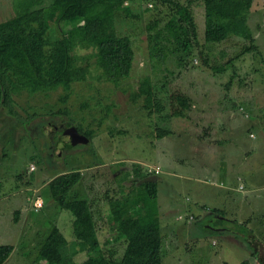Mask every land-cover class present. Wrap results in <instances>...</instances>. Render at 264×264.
<instances>
[{
    "label": "rangeland",
    "instance_id": "1",
    "mask_svg": "<svg viewBox=\"0 0 264 264\" xmlns=\"http://www.w3.org/2000/svg\"><path fill=\"white\" fill-rule=\"evenodd\" d=\"M15 1L0 0V20L14 14ZM178 1L189 4L196 24L185 65L177 66L173 57L157 64L148 56L146 24L163 23L167 6L127 0L133 14L117 10L114 19L117 31L130 36L134 56L119 84L97 80L95 59L88 55L89 73L68 90L13 95L18 117L0 103V243L14 246L4 264H46L36 258L37 249L53 225L67 239L72 264L86 259L73 233V216L45 187L52 176L72 168L82 177L68 197L88 199L106 256L119 257L125 246L108 201L143 178L157 181L161 264H239L252 249L244 233L264 241V0L247 15L252 39L231 34L219 42L203 38L201 1ZM71 25L52 23L50 31L57 28L59 34ZM90 51L77 49L85 56ZM144 75L158 90L163 81L168 92L187 94L185 116L161 117L143 107L142 98L131 101L128 93ZM65 92L67 98L59 100ZM57 108L65 113L49 112ZM27 112L37 115L24 122ZM69 126L92 132L64 145L62 131ZM157 127L169 133L156 137ZM136 163L142 177L131 172ZM155 166L159 172L149 170ZM36 195L43 204L33 210ZM19 207L28 212L22 223Z\"/></svg>",
    "mask_w": 264,
    "mask_h": 264
},
{
    "label": "trees",
    "instance_id": "2",
    "mask_svg": "<svg viewBox=\"0 0 264 264\" xmlns=\"http://www.w3.org/2000/svg\"><path fill=\"white\" fill-rule=\"evenodd\" d=\"M200 1L205 41L219 42L231 34L249 40L253 38L246 21L247 15L261 0ZM15 2L14 14L0 20V103L11 115L18 117L12 105L15 94L22 91L28 94L47 93L58 88L68 90L72 83L85 79L91 68L88 55L95 59L97 80L117 85L129 74L134 56L131 39L128 34L117 31L114 19L117 10L133 14L125 4L127 0ZM154 3L167 6V17L163 23L153 19L146 24L148 56L157 64L173 57L177 66L185 65L196 38V24L189 4L178 0H154ZM60 21H69L72 25L59 34H56L58 29L53 28L52 33L51 24L56 25ZM88 48L91 51L86 56L77 53V49ZM159 86L162 91L157 89L150 75H144L129 91V99L135 101L142 98V106L149 112L155 109L161 117L185 116L191 104L189 96L179 90L168 92L163 81ZM66 98V92L60 93L59 100ZM165 108L168 111L164 112ZM49 112L57 114L65 113V110L57 108ZM36 115L35 112H27L22 120L25 122ZM76 128L81 135H91L90 128L83 131ZM155 129L156 137L169 133L162 127ZM131 172L142 177L139 163L133 165ZM81 177L79 168L60 171L45 186L50 198L73 216L72 229L76 242L87 253L86 259L79 264H161L162 234L159 212L155 209L156 179L143 178L138 183L126 185L119 196L109 199L110 220L125 240L121 255L115 258L104 255L100 249L88 199L68 197ZM150 199L153 200L151 203ZM242 225L246 232L244 222ZM244 234L252 249L239 264H264V241L250 235V232ZM12 249V244L0 243V264L4 263ZM252 257L253 263L250 260ZM36 258L46 264L73 263L67 251V239L56 225L40 241Z\"/></svg>",
    "mask_w": 264,
    "mask_h": 264
},
{
    "label": "water",
    "instance_id": "3",
    "mask_svg": "<svg viewBox=\"0 0 264 264\" xmlns=\"http://www.w3.org/2000/svg\"><path fill=\"white\" fill-rule=\"evenodd\" d=\"M62 135L67 139L64 145H68V146L79 142L82 137V135L75 128V126H69L63 129Z\"/></svg>",
    "mask_w": 264,
    "mask_h": 264
},
{
    "label": "built area",
    "instance_id": "4",
    "mask_svg": "<svg viewBox=\"0 0 264 264\" xmlns=\"http://www.w3.org/2000/svg\"><path fill=\"white\" fill-rule=\"evenodd\" d=\"M149 5H151V3H149ZM149 170H153L154 172L160 171L158 166L150 167ZM42 204H43V199L37 195L31 200V206L33 210H38V208H40Z\"/></svg>",
    "mask_w": 264,
    "mask_h": 264
},
{
    "label": "crops",
    "instance_id": "5",
    "mask_svg": "<svg viewBox=\"0 0 264 264\" xmlns=\"http://www.w3.org/2000/svg\"><path fill=\"white\" fill-rule=\"evenodd\" d=\"M22 206H23V203H20ZM27 207H25V208H22V207H19V208H17V209H19V211H18V222L20 221L21 223L23 222V217L28 213L26 210ZM17 209H15V210H17ZM24 215V216H23ZM1 233H2V231H0V237H1ZM19 235V234H18ZM14 247V246H13ZM6 262V261H5ZM4 262V263H5ZM3 263V264H4Z\"/></svg>",
    "mask_w": 264,
    "mask_h": 264
}]
</instances>
